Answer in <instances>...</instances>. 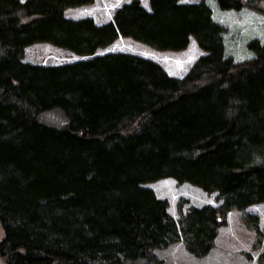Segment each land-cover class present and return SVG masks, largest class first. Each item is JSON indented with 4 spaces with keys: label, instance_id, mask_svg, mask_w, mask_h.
<instances>
[{
    "label": "trees",
    "instance_id": "16d2710c",
    "mask_svg": "<svg viewBox=\"0 0 264 264\" xmlns=\"http://www.w3.org/2000/svg\"><path fill=\"white\" fill-rule=\"evenodd\" d=\"M92 2L0 0V259L160 264L154 251L177 241L203 257L229 211L264 203V41L235 64L203 1L148 0V11L131 0L100 25L63 15ZM263 3L216 0L264 13ZM118 37L159 51L191 37L203 55L182 78L137 55H94ZM35 43L90 58L23 62ZM163 178L219 203L179 206L175 220L144 186ZM244 223L261 234L256 215Z\"/></svg>",
    "mask_w": 264,
    "mask_h": 264
},
{
    "label": "rangeland",
    "instance_id": "374dc122",
    "mask_svg": "<svg viewBox=\"0 0 264 264\" xmlns=\"http://www.w3.org/2000/svg\"><path fill=\"white\" fill-rule=\"evenodd\" d=\"M130 1L93 0L90 4L66 9L63 15L74 20L89 17L98 25L105 24L112 20L117 8ZM138 1L144 9L149 11L148 0ZM201 1L211 10L213 22L223 27L225 56L232 58L235 64L249 60L252 54L247 50V43L252 40L264 41V13L247 6L237 11L220 10L216 0H181L182 3ZM261 7L263 8L264 5ZM117 52L149 59L157 63L166 74L176 78H182L197 58L203 55L202 50L191 37L186 48L180 51H159L130 38L118 37L110 45L98 49L94 55ZM88 58L90 57L76 55L49 43H35L24 48L22 61L48 66L72 63ZM144 186L150 188L158 198L167 201V211L175 220L179 218V206L185 212L192 206H216L219 203L215 193L204 192L186 182L179 184L173 178L159 179ZM247 214L258 217V226L261 232L259 236L245 225L244 215ZM1 237L0 226V239ZM258 242L259 244H257ZM263 251L264 203H259L251 205L243 211H229L225 217V223L218 229L213 247L203 257L189 254L182 241L174 242L163 249H156L154 253L160 260V264H263L258 262V257ZM0 264H3L1 259ZM124 264H144V262L127 261Z\"/></svg>",
    "mask_w": 264,
    "mask_h": 264
}]
</instances>
